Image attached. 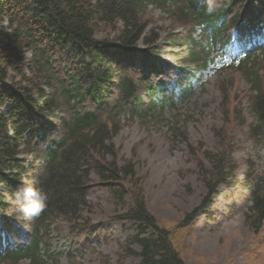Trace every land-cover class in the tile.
I'll return each mask as SVG.
<instances>
[{"label": "trees", "instance_id": "obj_1", "mask_svg": "<svg viewBox=\"0 0 264 264\" xmlns=\"http://www.w3.org/2000/svg\"><path fill=\"white\" fill-rule=\"evenodd\" d=\"M218 4L209 15L206 0H0V262L56 264L46 230L58 215L80 218L91 172L123 201L133 163L119 164L110 140L123 113L142 111V105L157 108L156 93L173 104L175 93L166 92L173 73L162 53L188 58L184 63L195 72L223 65L240 71L251 90L254 123L248 128L264 145V70L249 45L264 23V0ZM149 8L169 12L182 25L201 26V40L189 34L185 47L172 37L161 45ZM231 29L241 43L235 57L216 49L230 40ZM187 78L180 71L177 97L188 92ZM212 160L207 195L185 214L183 225L210 208L215 181L232 176L229 156L219 153ZM26 185L48 196L33 220L19 219L16 193ZM244 187L251 201L245 220L258 232L264 225V169L246 174ZM138 191L115 216L135 227L126 237V253L138 256L140 264H185Z\"/></svg>", "mask_w": 264, "mask_h": 264}, {"label": "rangeland", "instance_id": "obj_2", "mask_svg": "<svg viewBox=\"0 0 264 264\" xmlns=\"http://www.w3.org/2000/svg\"><path fill=\"white\" fill-rule=\"evenodd\" d=\"M149 9L161 45L172 37L185 47L189 34L195 41L201 40V36L194 38L195 26L182 25L169 12ZM261 30L264 34V26ZM230 33L235 34L232 29ZM256 40L261 48L251 57L264 70V37ZM223 48L236 55L240 46L233 39L216 49ZM161 57L173 73L166 83V92L175 93L173 104L169 100L163 103L166 98L156 93L157 108L142 105V111L137 108L133 114L123 113L120 128L110 140L117 162L133 163V180L125 182L129 193L123 201H116L107 184L91 172L80 218L70 221L58 215L46 230L56 264H140V258L126 253L124 247L126 237L135 234L134 224L115 219L139 189L146 208L169 231L185 264H264V225L254 232L245 220L251 202L244 187L245 176L264 169V145L248 128L254 123L248 107L250 86L231 66L195 72L193 64L184 63L188 58L163 53ZM180 71L188 77L184 79L189 87L184 97H177ZM219 153L233 160L232 176L220 184L215 181L210 208L183 225L185 214L207 195L206 181L214 173L212 159ZM133 249L139 250L138 245ZM45 262L51 264L50 260ZM16 264L30 262L23 259Z\"/></svg>", "mask_w": 264, "mask_h": 264}, {"label": "clouds", "instance_id": "obj_3", "mask_svg": "<svg viewBox=\"0 0 264 264\" xmlns=\"http://www.w3.org/2000/svg\"><path fill=\"white\" fill-rule=\"evenodd\" d=\"M219 7L218 0H206V11L209 15L214 14ZM203 29L196 26L194 38L199 39ZM19 217L24 220L38 218L47 207V194L31 185H26L16 193Z\"/></svg>", "mask_w": 264, "mask_h": 264}]
</instances>
